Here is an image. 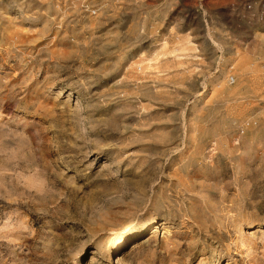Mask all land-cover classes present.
Returning <instances> with one entry per match:
<instances>
[{
    "label": "rangeland",
    "instance_id": "rangeland-1",
    "mask_svg": "<svg viewBox=\"0 0 264 264\" xmlns=\"http://www.w3.org/2000/svg\"><path fill=\"white\" fill-rule=\"evenodd\" d=\"M0 264H264V0H0Z\"/></svg>",
    "mask_w": 264,
    "mask_h": 264
},
{
    "label": "bare ground",
    "instance_id": "bare-ground-1",
    "mask_svg": "<svg viewBox=\"0 0 264 264\" xmlns=\"http://www.w3.org/2000/svg\"><path fill=\"white\" fill-rule=\"evenodd\" d=\"M129 232H130L131 234H135V233L137 232V229H130Z\"/></svg>",
    "mask_w": 264,
    "mask_h": 264
},
{
    "label": "built area",
    "instance_id": "built-area-1",
    "mask_svg": "<svg viewBox=\"0 0 264 264\" xmlns=\"http://www.w3.org/2000/svg\"><path fill=\"white\" fill-rule=\"evenodd\" d=\"M229 82H230V83H233V82H234V80H233V79H231Z\"/></svg>",
    "mask_w": 264,
    "mask_h": 264
}]
</instances>
